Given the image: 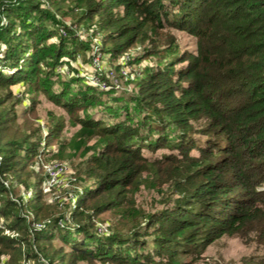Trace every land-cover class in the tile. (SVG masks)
Masks as SVG:
<instances>
[{"label": "trees", "instance_id": "trees-1", "mask_svg": "<svg viewBox=\"0 0 264 264\" xmlns=\"http://www.w3.org/2000/svg\"><path fill=\"white\" fill-rule=\"evenodd\" d=\"M84 8L80 19L86 33L79 44L73 29L42 0H18L6 8L13 16L0 29V57L15 72H0V87H43L69 112L86 113L70 147L86 157L84 175L96 185L76 192L75 204L69 200L62 206L60 200H46L36 177L28 199L9 196L10 175L38 159L40 149L51 152L31 140L38 128L5 137L11 130L8 121L18 122L19 114L6 106L13 92L1 98L0 221L18 235L10 238L0 224V264H108L141 258L184 264L181 256L190 250H205L236 235L258 238L262 248L245 264H264V0H91ZM174 31L196 39L194 49H183ZM56 35L59 42L49 44ZM137 43L149 45L123 66H140L155 50L160 62L135 80L138 92L124 112L106 118L92 117L88 110L113 111L105 98L113 88L83 84L75 93L66 84L56 92L42 69L49 66L55 75L65 57L76 59L82 50L109 54L115 64ZM29 94L18 103L25 105ZM133 111L144 115L137 125L155 136L141 137L138 128L125 124L126 118L134 119ZM63 127L56 122L51 135ZM143 181L162 208L149 212L145 227L131 235L99 238L95 217L113 210L126 214L127 207L145 215L136 204Z\"/></svg>", "mask_w": 264, "mask_h": 264}, {"label": "rangeland", "instance_id": "rangeland-1", "mask_svg": "<svg viewBox=\"0 0 264 264\" xmlns=\"http://www.w3.org/2000/svg\"><path fill=\"white\" fill-rule=\"evenodd\" d=\"M3 0H0V29L9 24L10 18L13 16L11 13H7L6 8L11 4L16 3L18 0H10L5 4H2ZM47 3V10L59 16L74 31L75 38L79 39V42H84V35L86 33V24L81 21L83 18L84 5L91 0H70L64 4L56 5L55 0H42ZM2 4V5H1ZM17 25L11 28V33L16 31L19 21H16ZM82 22V23H81ZM88 22V21H87ZM64 34V30H59ZM10 33V34H11ZM9 34V33H8ZM179 44L183 46V49H194L196 39L191 38L188 34L183 32L174 31ZM58 36V37H57ZM99 37L94 39L95 44H99ZM74 38V39H75ZM163 40V39H161ZM59 42V35L49 40V44H55ZM149 43L141 44L137 43L128 51L121 55L117 62L113 64L110 62L109 54L102 57V54L95 50L91 53L90 50H82L77 54V58L65 57L62 60V64L57 67L55 75L50 73L49 66L42 65V69L45 74H49L53 80L51 89L60 92L66 84L69 85L71 92L77 93L82 90V86L90 85L95 89L101 90V84L106 82L108 88H113V95L106 96L107 106H114V110L102 111L101 107H92L88 112L92 113V117L106 118L111 112H124L123 107L131 102V96L138 92L136 87V79L141 76L143 69L146 67H157L160 62L161 53L159 50H155L154 55L147 57L140 66H123L125 60H129L132 56L140 54L145 46ZM187 63L184 64L186 66ZM122 66L121 68H119ZM9 66L3 58L0 57V72L12 74L15 72ZM118 68V70H117ZM120 69V70H119ZM58 74V75H57ZM40 78H47L46 75L40 76ZM138 80V79H137ZM134 81V83H133ZM130 82V83H129ZM133 83V84H132ZM135 84V88H134ZM49 87V84H48ZM107 88V89H108ZM134 88V89H133ZM105 90V89H102ZM9 92H13L14 97H10L7 102V108H13L14 113L19 114V120L16 123L8 121V126L11 130L5 132V137H11L15 134V131L26 133L30 128H38V134L32 138L33 142H39L40 146L45 147V150L51 152L39 151L40 156L31 162L27 168L23 169L18 175H10L11 183L7 182L14 200L21 198L28 199L29 193L34 186V177L38 178V182L43 185L44 195L46 200L57 199L60 200L61 206L69 200H76V192H83L87 188H91L96 185L94 179L87 178L85 170L87 167L86 157L79 153H74L70 147V140L74 137L76 132L81 127L80 121L85 119L86 113L80 109H73L72 112L68 111L67 107L62 106L56 102H53L47 96L49 91H45L43 87L39 88L34 86H28L27 84H20L12 87L11 89H3L0 87V99L6 97ZM98 92V91H97ZM30 93V94H29ZM29 94V99L24 103H18L23 100ZM11 96V95H10ZM21 97V98H19ZM102 98V96H100ZM119 98V100H117ZM37 105L36 111L33 108ZM103 106V105H102ZM134 119L126 118L125 124L132 125L139 129L141 137H153V133L149 128L144 126H138L137 121L142 120L143 116H139L133 111ZM118 119L117 116H115ZM59 122L64 127L63 129L53 137L51 135V128L53 125ZM41 137V139L39 138ZM95 140H90V144H93ZM161 152V151H160ZM155 154V152L150 155ZM140 190L136 192V204L145 209V215L139 217L141 210L138 208L137 212H132L130 207H127L129 212L123 214L118 211H109L95 217L94 228L96 234L101 239H108L109 237H124L131 235L136 230H141L145 227L147 222V214L149 212H157L161 205L157 204L155 199V193L148 191V187H144L141 182ZM6 184V185H7ZM157 196V195H156ZM98 204L103 202V198H98L95 201ZM90 203L89 206H92ZM164 206V205H163ZM2 228L10 238H16L18 234L7 230L4 225V220L0 221ZM43 226L38 227L42 229ZM257 237H246L243 235L225 236L224 238L212 243L203 250H190L189 254L182 255L181 260L184 264H245L246 261L258 254L257 249H261L262 246L257 243ZM150 247V246H149ZM155 262H147L141 258L139 261H128L127 263H113L109 261L108 264H160V258L154 259ZM47 261L44 260V264ZM100 260H92L90 262H83L82 264H106Z\"/></svg>", "mask_w": 264, "mask_h": 264}, {"label": "built area", "instance_id": "built-area-1", "mask_svg": "<svg viewBox=\"0 0 264 264\" xmlns=\"http://www.w3.org/2000/svg\"><path fill=\"white\" fill-rule=\"evenodd\" d=\"M0 11H1V9H0ZM101 88L102 89H107L108 88V84L106 82H104L103 84H101ZM36 227H40V225L37 224ZM45 264H48V263L46 262Z\"/></svg>", "mask_w": 264, "mask_h": 264}]
</instances>
